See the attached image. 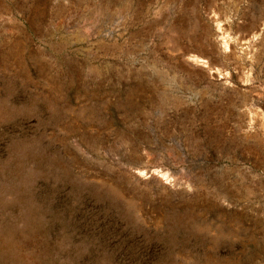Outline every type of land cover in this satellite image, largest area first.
Returning a JSON list of instances; mask_svg holds the SVG:
<instances>
[{
	"label": "rangeland",
	"instance_id": "1",
	"mask_svg": "<svg viewBox=\"0 0 264 264\" xmlns=\"http://www.w3.org/2000/svg\"><path fill=\"white\" fill-rule=\"evenodd\" d=\"M109 205L169 237L136 263L264 264V0H0L5 264H79Z\"/></svg>",
	"mask_w": 264,
	"mask_h": 264
},
{
	"label": "trees",
	"instance_id": "2",
	"mask_svg": "<svg viewBox=\"0 0 264 264\" xmlns=\"http://www.w3.org/2000/svg\"><path fill=\"white\" fill-rule=\"evenodd\" d=\"M45 191L46 193H40V195L37 193L34 197L27 196L28 199L34 198L36 205L43 210H47L46 203L49 199L48 194L53 195L51 187H46ZM80 192V195H78L79 202L74 203L75 207H73L72 202H69L71 205L70 207L67 206V210L72 209L71 211H74L75 209H81L80 206L83 205V203H86L84 199L85 197L83 198V194ZM14 208L16 213L20 210L18 205ZM103 208V206L100 207L101 210ZM109 209L112 216H109L108 220H91V223L96 220L95 224L99 226L97 233L104 232L102 233L103 235H99L98 238L96 235L94 236L93 233L89 234L92 235L90 238L93 239L94 237L95 240L88 244L86 253L84 252L85 256L81 259V261L79 260V264H135L140 257L137 255V247L142 243L149 245H161L163 253L165 252L166 254L170 251V240L168 236L165 234L159 235V233L156 232H153L151 236L150 233H146L141 230L135 231L131 225L126 227L125 220H121L118 209L111 205H109ZM80 221L85 222L83 219H80ZM85 223L87 224L88 222ZM83 230L86 229H82V231ZM161 232L163 233V231ZM87 233L89 232L87 231L86 234ZM129 246L132 247L128 248ZM1 255L2 254H0V264H5L6 259ZM136 264H146V262H137Z\"/></svg>",
	"mask_w": 264,
	"mask_h": 264
}]
</instances>
